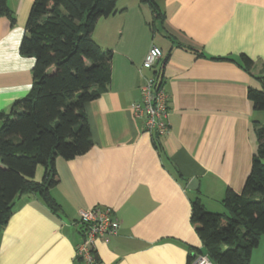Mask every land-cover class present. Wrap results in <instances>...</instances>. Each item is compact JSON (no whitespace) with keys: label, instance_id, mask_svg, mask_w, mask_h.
<instances>
[{"label":"crops","instance_id":"obj_1","mask_svg":"<svg viewBox=\"0 0 264 264\" xmlns=\"http://www.w3.org/2000/svg\"><path fill=\"white\" fill-rule=\"evenodd\" d=\"M34 0H7L15 17H0V111L31 89L35 59L20 53ZM164 28L141 0H117L116 11L92 32L112 52L107 91L85 103L92 147L72 159L57 158L52 212L35 193L23 194L0 232V264H86L76 258L78 213L111 207L120 221L109 242L96 241L101 264H189L204 250L191 222L192 202L225 212L227 189L240 192L256 148L249 86L262 88L264 0H161ZM162 56L143 61L152 45ZM242 55L253 61L244 67ZM162 75L170 107V132L156 137L132 106L143 100L145 77ZM263 121V122H262ZM181 174V178L178 177ZM38 167L35 180H42ZM198 179L196 190L187 188ZM250 264H264V235Z\"/></svg>","mask_w":264,"mask_h":264},{"label":"trees","instance_id":"obj_2","mask_svg":"<svg viewBox=\"0 0 264 264\" xmlns=\"http://www.w3.org/2000/svg\"><path fill=\"white\" fill-rule=\"evenodd\" d=\"M150 6L154 30L164 28L161 0H141ZM117 0H34L20 44V53L33 57L29 92L0 111V232L15 201L38 194L52 212L61 210L51 194L58 183L57 158L72 159L93 145L85 103L108 90L112 52L92 37L100 18L116 11ZM15 17L7 0H0V17ZM247 70L253 61L242 55ZM162 85V75L155 72ZM262 88L249 86L254 110L264 113ZM256 148L240 192L227 189L225 212L205 209L199 197L192 202L191 222L205 252L217 264H250L252 252L264 235V122H254ZM39 165L42 180H35ZM181 178V174L178 173ZM194 255L189 257L191 264Z\"/></svg>","mask_w":264,"mask_h":264},{"label":"built area","instance_id":"obj_3","mask_svg":"<svg viewBox=\"0 0 264 264\" xmlns=\"http://www.w3.org/2000/svg\"><path fill=\"white\" fill-rule=\"evenodd\" d=\"M162 56V49L152 45L143 61V68H153ZM143 100L132 106L138 118H144V128L150 134L160 137L170 132V107L168 96L157 77H145L141 87ZM81 241L76 248V258L86 264H101L96 259V241L109 242L118 232L120 221L114 210L108 206L97 205L80 209L78 213ZM191 264H217L207 253L198 252Z\"/></svg>","mask_w":264,"mask_h":264},{"label":"water","instance_id":"obj_4","mask_svg":"<svg viewBox=\"0 0 264 264\" xmlns=\"http://www.w3.org/2000/svg\"><path fill=\"white\" fill-rule=\"evenodd\" d=\"M198 187V179L197 178H192L187 184V188L190 190H196ZM96 259L98 260V257L96 256Z\"/></svg>","mask_w":264,"mask_h":264},{"label":"rangeland","instance_id":"obj_5","mask_svg":"<svg viewBox=\"0 0 264 264\" xmlns=\"http://www.w3.org/2000/svg\"><path fill=\"white\" fill-rule=\"evenodd\" d=\"M263 122V121H262ZM43 165H39L38 167H42Z\"/></svg>","mask_w":264,"mask_h":264}]
</instances>
